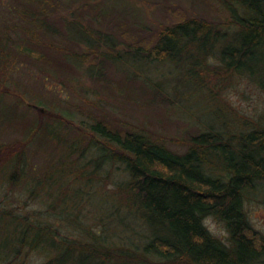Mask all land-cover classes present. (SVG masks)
<instances>
[{
    "label": "trees",
    "instance_id": "1",
    "mask_svg": "<svg viewBox=\"0 0 264 264\" xmlns=\"http://www.w3.org/2000/svg\"><path fill=\"white\" fill-rule=\"evenodd\" d=\"M13 1L28 7L23 11L17 6L15 12L29 28L57 34L51 18L61 7L58 0ZM219 2L226 22L178 13L179 19L161 27L151 40H144L148 46L139 49L148 60L190 65L194 77L202 76L198 82L205 76L219 84L245 78L264 94V0ZM9 28L18 29L0 25V96L13 94L3 72L22 56L38 54L29 28L23 31L30 45L24 38L13 45L3 32ZM14 103L18 106L21 100ZM211 103L215 121L190 135L181 151L142 131L96 121L89 126L100 141L94 163L82 162V152L72 159L73 140L60 159L43 167L33 164L28 145L50 143L37 136L44 113L21 122L29 127L25 137L0 144V177L26 194L21 207L0 200V264H25L32 256L39 257L40 264H264V235L252 226L246 210L249 193L264 183V107L248 115L225 101L211 98ZM17 114L13 107L2 117L14 123ZM100 161L121 165L124 175L107 191L118 203L102 212L88 205L101 191L95 189L97 184L109 179L108 171L99 173ZM80 164L93 169H67ZM76 183L81 187H72ZM35 201L43 208H30ZM85 210L96 215L92 224L85 222ZM208 217L223 224V237L204 223ZM64 225L67 232L61 230Z\"/></svg>",
    "mask_w": 264,
    "mask_h": 264
},
{
    "label": "rangeland",
    "instance_id": "2",
    "mask_svg": "<svg viewBox=\"0 0 264 264\" xmlns=\"http://www.w3.org/2000/svg\"><path fill=\"white\" fill-rule=\"evenodd\" d=\"M58 1L61 7H56L51 18L57 34L52 35L37 26L29 28L28 22L15 12L17 6L23 11L28 7L13 0H0V25L18 28L3 30L12 44L23 38L29 45L30 41L32 45L38 44V54L22 56L19 64L3 72L4 84L13 94L0 96V144L21 140L29 129L21 126V122L26 120L27 124V120L44 113V124L37 136L50 143L45 147L37 143L28 145L26 153L33 157V164L43 167L60 159L73 140L76 151L72 159L82 152V162L94 163L100 153V141L89 132V126L98 120L120 129L142 131L181 151L190 135L205 131L215 121L211 98L225 101L229 108L248 115L264 107V94L245 78L219 84L214 77L204 75L202 82H198L202 76L194 77L190 65L148 60L141 52L148 46L144 40H151L161 27L175 21L178 13L180 17L226 22L227 14L219 0ZM24 28L30 30V41ZM32 45L28 48L34 50ZM16 99L21 100L18 106L14 103ZM12 106L19 115L14 116V123H8L2 114L8 115ZM47 111L57 117H48ZM20 114L22 119L18 117ZM67 169L80 172L93 166L85 168L80 164ZM106 171L108 181L95 187L101 191L93 195L94 191L89 190L93 196L88 205L100 212L118 203V198L107 191L114 188L113 182L124 178L121 165L100 161L99 173ZM6 182L5 177H0V200L4 205L21 207L26 197L24 189ZM77 184L72 187L80 186ZM262 184L249 193L246 210L252 226L264 235ZM30 208L41 209L43 204L35 201ZM85 212L88 218L85 222L92 224L96 215ZM204 223L215 235L224 236L225 228L218 220L208 217ZM61 230L68 229L64 225ZM39 260L32 256L25 264H40Z\"/></svg>",
    "mask_w": 264,
    "mask_h": 264
}]
</instances>
